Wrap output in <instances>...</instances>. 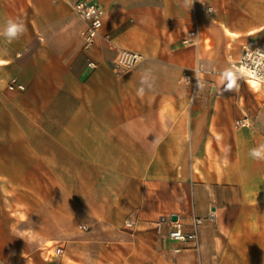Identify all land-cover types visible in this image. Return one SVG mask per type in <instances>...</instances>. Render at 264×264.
Returning <instances> with one entry per match:
<instances>
[{
  "label": "crops",
  "instance_id": "0c3cea01",
  "mask_svg": "<svg viewBox=\"0 0 264 264\" xmlns=\"http://www.w3.org/2000/svg\"><path fill=\"white\" fill-rule=\"evenodd\" d=\"M76 1L0 0V32L26 28L0 35V264H80L162 203L186 231L207 221L174 264H264V161L250 155L264 89L237 70L264 37V0H95L113 43L88 48ZM119 49L139 63L120 67Z\"/></svg>",
  "mask_w": 264,
  "mask_h": 264
},
{
  "label": "built area",
  "instance_id": "2783aa9c",
  "mask_svg": "<svg viewBox=\"0 0 264 264\" xmlns=\"http://www.w3.org/2000/svg\"><path fill=\"white\" fill-rule=\"evenodd\" d=\"M73 8L76 14L85 24V47H90L94 40L97 38H103L107 43L112 44L113 38L102 35L103 26V14L100 8L97 6L95 0H77L73 4ZM196 37V31L188 33V43H193ZM141 55L126 49H119L117 55V64L123 68H132L139 63ZM199 68L194 71L198 79ZM237 70L239 74L246 80L260 86L264 89V37L260 41L249 39L243 46L242 53L237 64ZM18 87L15 79L10 82V88ZM247 120L237 121L236 125L240 127H247ZM176 216L177 220L173 221L172 217ZM207 221L204 218H193L191 231L184 230L179 218V210L177 206L169 203H162L160 206V214L156 219L150 221L149 226L157 234L162 236L169 245L174 244L171 247L172 252L181 253L186 249L194 251L199 250V236L198 229L206 225ZM215 223V226L213 225ZM133 225V223H129ZM208 226L214 237L218 235L216 231V222L214 219L208 221ZM86 229V227H83ZM60 249H57V253Z\"/></svg>",
  "mask_w": 264,
  "mask_h": 264
},
{
  "label": "rangeland",
  "instance_id": "374dc122",
  "mask_svg": "<svg viewBox=\"0 0 264 264\" xmlns=\"http://www.w3.org/2000/svg\"><path fill=\"white\" fill-rule=\"evenodd\" d=\"M151 219L117 223L116 234L102 239L101 252L85 255L80 264H174V252L169 243L150 228ZM230 251L233 258L241 256L236 247Z\"/></svg>",
  "mask_w": 264,
  "mask_h": 264
},
{
  "label": "clouds",
  "instance_id": "9594fccd",
  "mask_svg": "<svg viewBox=\"0 0 264 264\" xmlns=\"http://www.w3.org/2000/svg\"><path fill=\"white\" fill-rule=\"evenodd\" d=\"M194 0H185V6H192ZM26 31L25 25L18 21V20H8L6 22L3 31L0 32L8 43H12L13 41L17 40L24 34ZM8 61L4 59H0V65L7 64ZM224 77L227 80V84L225 86V91L232 90L234 87H237V76L229 71L224 74ZM143 93V89H140V94ZM250 155L255 160H262L264 161V144H260L259 146L250 150Z\"/></svg>",
  "mask_w": 264,
  "mask_h": 264
},
{
  "label": "water",
  "instance_id": "95a60500",
  "mask_svg": "<svg viewBox=\"0 0 264 264\" xmlns=\"http://www.w3.org/2000/svg\"><path fill=\"white\" fill-rule=\"evenodd\" d=\"M172 220H173V221L177 220V217H176V216H173V217H172Z\"/></svg>",
  "mask_w": 264,
  "mask_h": 264
},
{
  "label": "bare ground",
  "instance_id": "6f19581e",
  "mask_svg": "<svg viewBox=\"0 0 264 264\" xmlns=\"http://www.w3.org/2000/svg\"><path fill=\"white\" fill-rule=\"evenodd\" d=\"M213 225L215 226V223H213Z\"/></svg>",
  "mask_w": 264,
  "mask_h": 264
}]
</instances>
